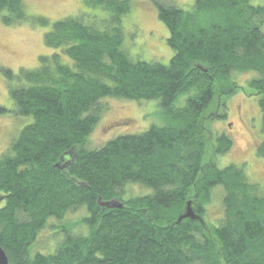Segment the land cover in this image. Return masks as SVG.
I'll list each match as a JSON object with an SVG mask.
<instances>
[{
    "label": "trees",
    "instance_id": "16d2710c",
    "mask_svg": "<svg viewBox=\"0 0 264 264\" xmlns=\"http://www.w3.org/2000/svg\"><path fill=\"white\" fill-rule=\"evenodd\" d=\"M83 2L107 17L49 24L30 18L22 0H0L4 25L50 26L44 44L58 49L38 56L34 69L0 67L14 114L31 118L0 156L8 264H264V197L242 168L216 166L230 137L207 135L238 89L257 96L264 132V3L194 0L183 9L152 0L172 51L161 64L133 61L123 48L131 0ZM242 73L252 74L244 87L232 80ZM110 98L157 100L163 124L87 149L101 101ZM255 153L264 158V138ZM128 185L146 192L130 197ZM214 186L223 189L218 225L204 217ZM189 201L195 219L178 221ZM72 211L82 215L76 222L66 216ZM51 218L63 240L41 253L33 245Z\"/></svg>",
    "mask_w": 264,
    "mask_h": 264
},
{
    "label": "rangeland",
    "instance_id": "374dc122",
    "mask_svg": "<svg viewBox=\"0 0 264 264\" xmlns=\"http://www.w3.org/2000/svg\"><path fill=\"white\" fill-rule=\"evenodd\" d=\"M84 0H22L26 14L32 17H44L49 21L62 19L66 16L83 15L92 23H101L108 15L98 7H89ZM177 8L189 9L194 0H170ZM264 0H251V4H263ZM130 11L122 18L124 32V50L133 61L158 62L168 64L172 55L166 39L168 30L158 20L157 11L152 0H131ZM97 16V17H96ZM51 27H42L34 20H24L19 24L6 26L0 19V67H6L17 72L20 68L34 69L38 64V56L50 55L58 49L45 46L43 33ZM264 34V27L262 29ZM251 73L233 76V82L241 87L247 82ZM255 75V74H253ZM255 77V76H254ZM10 83L0 73V108L6 109L0 113V156L10 143L16 139L21 129L30 123L31 118L14 114L10 100L8 85ZM186 95H181L177 103H182ZM226 116L208 122L207 135L214 139L218 134L230 137V150L216 159L218 168L234 164L242 168L244 176L256 186L259 196L264 197V158L255 153L256 145L264 138L261 130V111H259L257 96L245 95L238 89L225 99ZM100 120L87 137L85 147L97 149L115 136L139 134L151 125H162L158 115L161 109L157 100H126L103 99ZM161 116V115H160ZM220 187V188H219ZM221 186H214L210 191V202L205 206V219L210 223L222 218L220 204L223 195ZM125 192L130 197L144 193L139 186L128 185ZM146 194V193H145ZM192 210V207L190 205ZM186 209V206H185ZM184 209V210H185ZM186 212V210L184 211ZM194 212V211H193ZM71 221H78L79 216L74 211L66 215ZM213 221V222H212ZM219 223L215 224L218 225ZM59 222L49 219L44 228L36 236L33 248L39 252H52L62 240Z\"/></svg>",
    "mask_w": 264,
    "mask_h": 264
},
{
    "label": "water",
    "instance_id": "95a60500",
    "mask_svg": "<svg viewBox=\"0 0 264 264\" xmlns=\"http://www.w3.org/2000/svg\"><path fill=\"white\" fill-rule=\"evenodd\" d=\"M105 205L107 207H114L115 206V205L113 206L109 202L105 203ZM185 210H186V212H184L183 214H181V216H179L178 221H180L181 218L195 219L194 212L190 208V201L186 204V209ZM8 263H9V261H8L6 252L2 249V247L0 245V264H8Z\"/></svg>",
    "mask_w": 264,
    "mask_h": 264
},
{
    "label": "bare ground",
    "instance_id": "6f19581e",
    "mask_svg": "<svg viewBox=\"0 0 264 264\" xmlns=\"http://www.w3.org/2000/svg\"><path fill=\"white\" fill-rule=\"evenodd\" d=\"M107 203H108V202H107ZM109 203L112 204L113 206L116 205V203H114V202H109ZM119 206H121V205H119Z\"/></svg>",
    "mask_w": 264,
    "mask_h": 264
}]
</instances>
